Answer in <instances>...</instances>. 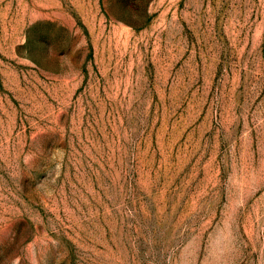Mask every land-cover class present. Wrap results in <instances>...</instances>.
<instances>
[{
	"label": "rangeland",
	"instance_id": "obj_1",
	"mask_svg": "<svg viewBox=\"0 0 264 264\" xmlns=\"http://www.w3.org/2000/svg\"><path fill=\"white\" fill-rule=\"evenodd\" d=\"M0 264H264V0H0Z\"/></svg>",
	"mask_w": 264,
	"mask_h": 264
}]
</instances>
